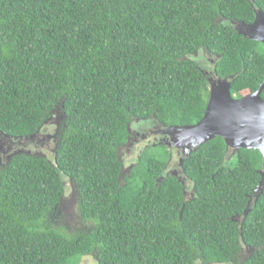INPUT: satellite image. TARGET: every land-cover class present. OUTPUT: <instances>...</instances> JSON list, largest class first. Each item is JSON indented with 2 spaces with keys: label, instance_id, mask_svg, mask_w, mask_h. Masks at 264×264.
Wrapping results in <instances>:
<instances>
[{
  "label": "trees",
  "instance_id": "obj_1",
  "mask_svg": "<svg viewBox=\"0 0 264 264\" xmlns=\"http://www.w3.org/2000/svg\"><path fill=\"white\" fill-rule=\"evenodd\" d=\"M255 8L264 0H0V133L33 136L57 107L66 116L52 159L0 166V264H264L259 150L222 137L197 147L183 164L192 199L162 179L167 147L148 148L125 177L119 155L135 120L203 118L209 83L189 59L201 49L219 56L235 98L259 90L264 45L225 22L251 23ZM65 179L76 230L56 222ZM244 246L257 250L241 261Z\"/></svg>",
  "mask_w": 264,
  "mask_h": 264
},
{
  "label": "water",
  "instance_id": "obj_2",
  "mask_svg": "<svg viewBox=\"0 0 264 264\" xmlns=\"http://www.w3.org/2000/svg\"><path fill=\"white\" fill-rule=\"evenodd\" d=\"M259 14L254 24L240 23L243 28L236 27V31L245 38L264 44V13L261 11V16ZM210 83V100L203 118L195 125L171 126L167 133L175 139V147L185 149V156L216 137L224 138L228 149L259 150L263 156L260 170L262 180L255 191V194L259 195L264 190V82L258 91L239 99L233 96L230 79L220 78ZM40 131L33 136L22 138H11L0 133V151L8 154L14 147L21 148L32 144ZM249 211L250 206L244 216H247Z\"/></svg>",
  "mask_w": 264,
  "mask_h": 264
},
{
  "label": "rangeland",
  "instance_id": "obj_3",
  "mask_svg": "<svg viewBox=\"0 0 264 264\" xmlns=\"http://www.w3.org/2000/svg\"><path fill=\"white\" fill-rule=\"evenodd\" d=\"M65 120H66V116L63 113L62 109L57 107L52 112L46 125L40 131L39 135L37 136V139L33 141L32 144H27L26 146H23L18 149L16 148V150L8 154H4L0 151V166H4L5 164L8 163L11 157L20 154L36 155V156L48 157L52 159L54 153L57 150L58 136L62 126L65 123ZM155 123L157 122H144V123L136 122L133 128L131 127V129L133 130V132H139L140 129L151 127ZM152 140L153 139L151 138L147 142L145 141L136 142L134 140L133 141L134 145L131 146L130 150L128 148L126 151L123 150L120 151V154L121 155L123 154L122 158L125 166L124 177L130 173L133 164L138 162L140 156L143 155L142 153H144L148 148L151 149L150 153L165 157V151L161 149L160 146L158 147H155L156 145L153 146L155 148H152L151 146L150 147L146 146L147 144L151 143ZM16 151L17 152L21 151V152L16 153ZM174 155L176 156V153H174ZM175 156L171 163V166L176 161H178L177 156L176 157ZM65 180H66V193L61 205L60 212L56 216V222L62 226H65L66 228L76 230L78 228H81L83 224L81 223L78 214L74 212V210H76L75 207L77 206L78 194L75 190L73 183L71 181H67V179ZM80 264H95V260L93 257H86L81 261Z\"/></svg>",
  "mask_w": 264,
  "mask_h": 264
},
{
  "label": "flooded vegetation",
  "instance_id": "obj_4",
  "mask_svg": "<svg viewBox=\"0 0 264 264\" xmlns=\"http://www.w3.org/2000/svg\"><path fill=\"white\" fill-rule=\"evenodd\" d=\"M252 4L254 5V3L252 2ZM260 9L255 8V19L251 22V23H245L243 21L240 20H231V21H225L227 22V24H229L230 26H232L235 30L236 27L239 28H243L242 24L243 23L245 25H252L255 23V21L257 20L258 14H261ZM264 13V12H262ZM259 14V16H261ZM261 43V42H260ZM263 44V43H262ZM264 45V44H263ZM189 59L193 60L199 70L203 73V75L206 77L208 83H209V88H210V92H211V81H215L220 79V77L217 75L216 73V68L218 66L219 63V56L218 55H214L211 52L205 50V49H201L197 52H195L194 54H192ZM231 79V78H230ZM136 122H149V121H141V120H135L132 123V128L134 126V124ZM47 123V122H46ZM45 123V125H46ZM44 125V126H45ZM43 126V128H44ZM42 128V129H43ZM41 129V130H42ZM131 131V138L130 141L128 142V144L126 146H124L123 148H121L119 150V155H120V159L122 161V164L124 166V161L122 158V155L120 154V151H126L128 148L130 150L131 146L134 145L133 141L135 140L136 142L138 141H145L147 142L148 140L153 139L151 143L147 144L146 146L148 147H158V146H165L169 149V153H170V159H169V166L167 167V169L164 172V175L162 176V179L168 176H172V177H176L178 178V180L181 182V184L183 185V190H184V195L186 199H192L194 198V188L191 184V182L188 180V178L186 177L184 170H183V164L185 159L189 156H185V149L181 148L178 149L177 147L174 146L175 143V139L172 138L171 136L168 135V128L164 127L163 125L159 124V123H155L154 125H152L151 127L148 128H142L139 130V132H133V130L130 128ZM159 144V145H157ZM156 145V146H155ZM155 146V147H153ZM147 147V148H148ZM16 150V148L13 149V151ZM232 150V149H231ZM230 152V151H229ZM174 153H176L177 156V160L172 166L171 163L174 159ZM143 154V153H142ZM234 152L232 153V155L234 156ZM175 156V157H176ZM141 158V156H140ZM140 158L138 159V161L140 160ZM179 162V163H178ZM137 163L133 164V166L131 167V169L136 165ZM124 170H125V166H124ZM131 172V171H130ZM160 179V178H159ZM259 195L255 194L254 197L255 199H257ZM252 204V200L249 202V206H251ZM244 220V217L242 216H236L234 217V221H236L237 223H242ZM257 249L251 246H244L241 252V257L240 259H242L241 261H246L248 258L251 257V255L256 251Z\"/></svg>",
  "mask_w": 264,
  "mask_h": 264
}]
</instances>
